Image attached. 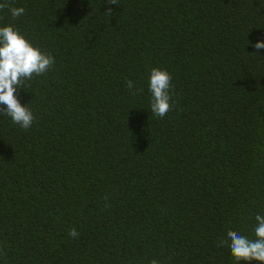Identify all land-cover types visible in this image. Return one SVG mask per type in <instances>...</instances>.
I'll list each match as a JSON object with an SVG mask.
<instances>
[{"label": "trees", "instance_id": "obj_1", "mask_svg": "<svg viewBox=\"0 0 264 264\" xmlns=\"http://www.w3.org/2000/svg\"><path fill=\"white\" fill-rule=\"evenodd\" d=\"M0 3L55 59L17 89L32 126L0 114V264H261L227 232L264 215V0Z\"/></svg>", "mask_w": 264, "mask_h": 264}, {"label": "clouds", "instance_id": "obj_2", "mask_svg": "<svg viewBox=\"0 0 264 264\" xmlns=\"http://www.w3.org/2000/svg\"><path fill=\"white\" fill-rule=\"evenodd\" d=\"M109 4H119V0H108ZM8 7L7 3H0V10ZM13 18L25 13L23 7L10 9ZM257 50L264 48V41L255 43ZM55 64L54 57L41 48L35 46L14 25L0 26V114L9 116L14 124L23 129H29L34 122L32 110L20 102L17 95L18 88H25L24 81L33 76H39L49 71ZM127 87H134L133 81H127ZM172 76L167 70L153 68L150 74L149 90L152 95L150 110L157 117H164L173 110L170 89ZM257 226L254 230L255 239L228 230L230 243L221 240L218 247L228 243L231 254L236 262L259 261L264 264V215L255 217ZM69 236L77 238L79 232L72 228ZM151 264H159L155 259Z\"/></svg>", "mask_w": 264, "mask_h": 264}]
</instances>
